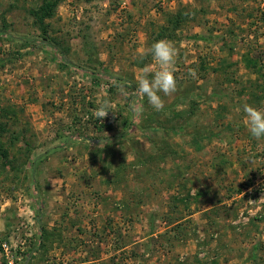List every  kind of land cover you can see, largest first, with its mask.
I'll return each instance as SVG.
<instances>
[{"label": "rangeland", "instance_id": "obj_1", "mask_svg": "<svg viewBox=\"0 0 264 264\" xmlns=\"http://www.w3.org/2000/svg\"><path fill=\"white\" fill-rule=\"evenodd\" d=\"M161 39L177 91L156 111L136 84ZM245 103L264 0H0V264H264Z\"/></svg>", "mask_w": 264, "mask_h": 264}, {"label": "clouds", "instance_id": "obj_2", "mask_svg": "<svg viewBox=\"0 0 264 264\" xmlns=\"http://www.w3.org/2000/svg\"><path fill=\"white\" fill-rule=\"evenodd\" d=\"M151 55L156 68L154 70L152 65H146L142 69V74L137 77L136 94L140 97L146 96L149 104L156 111H161L165 102L160 93L170 96L177 91L175 76L177 48L173 42L161 39L151 46ZM190 75L195 76V72H190ZM121 91H124L123 87ZM111 107V102L105 100L95 109L96 118L102 121L112 112ZM243 112L250 134L257 140L264 138V106L257 107L245 103Z\"/></svg>", "mask_w": 264, "mask_h": 264}, {"label": "trees", "instance_id": "obj_3", "mask_svg": "<svg viewBox=\"0 0 264 264\" xmlns=\"http://www.w3.org/2000/svg\"><path fill=\"white\" fill-rule=\"evenodd\" d=\"M58 45V44H57ZM56 45V46H57ZM54 47V46H53ZM122 134H120V135H117V136H121ZM109 138H111V137H108V138H105L103 141L105 142V140L107 141Z\"/></svg>", "mask_w": 264, "mask_h": 264}, {"label": "built area", "instance_id": "obj_4", "mask_svg": "<svg viewBox=\"0 0 264 264\" xmlns=\"http://www.w3.org/2000/svg\"><path fill=\"white\" fill-rule=\"evenodd\" d=\"M4 246L6 247V244Z\"/></svg>", "mask_w": 264, "mask_h": 264}]
</instances>
